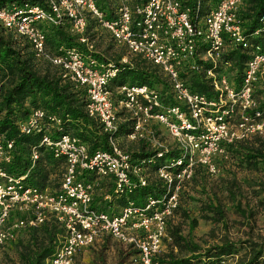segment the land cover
<instances>
[{
  "label": "built area",
  "instance_id": "obj_1",
  "mask_svg": "<svg viewBox=\"0 0 264 264\" xmlns=\"http://www.w3.org/2000/svg\"><path fill=\"white\" fill-rule=\"evenodd\" d=\"M195 1L193 12L182 0H117L111 16L97 0H45L44 6L0 9V25L30 44L39 69L49 65L74 89L86 91V113L108 136L109 144V150L91 152L64 130L58 116L34 109L18 125L21 135H41L39 145L30 149V170L41 159V148L62 163L59 188L40 189L27 184V175L7 171L16 146L5 133L0 134L2 249L15 243L22 232L55 222L62 236L47 264H74L78 253L107 237L137 252L132 264H161L168 221L178 211L183 191L197 171L217 174L215 157L224 154L228 145L264 134V111L254 98L264 74V47L251 44L244 33L239 18L242 0ZM205 6L206 12L201 13ZM89 19L97 23L93 31L88 30ZM261 21L264 26V16ZM66 23L77 45L53 53L44 26ZM104 35L126 52L120 64L132 65V59H141L158 70L168 91L163 94L161 88L131 84L111 91L119 68L98 55L96 40ZM238 49L250 56L239 87L227 73L231 63L224 62L227 53ZM204 63L212 68L205 69ZM194 73L204 74L216 98L189 87L183 75L188 78ZM128 120L133 132L125 136L126 141L154 152L150 160L134 161L116 137L121 123ZM161 128L172 144L160 140ZM173 151L178 156L151 170L155 159ZM154 181L163 184L164 194L137 205L132 196ZM110 183L114 190L104 196L106 204L97 203V192ZM122 199L125 203L118 211L107 207Z\"/></svg>",
  "mask_w": 264,
  "mask_h": 264
},
{
  "label": "trees",
  "instance_id": "obj_2",
  "mask_svg": "<svg viewBox=\"0 0 264 264\" xmlns=\"http://www.w3.org/2000/svg\"><path fill=\"white\" fill-rule=\"evenodd\" d=\"M182 2L185 6L192 8L193 12L196 11L195 0H182ZM97 4L101 10L111 16L117 0H97ZM12 5L44 6L45 0H0V9ZM206 9L207 6L201 10V13L206 12ZM263 16L264 0H242L239 18L246 37L254 46L261 45L264 47V26L261 21ZM96 28L95 20L89 19L88 30L93 31ZM44 29L47 34L48 47L53 53H58L60 47L77 45L75 37L70 35L68 31V23L60 27L44 26ZM256 32H260V34L256 35ZM96 34L93 33L92 36L96 37ZM249 59L250 56L247 51L242 49L231 50L224 57V62L231 63V67L237 69L235 81L238 87L241 85L242 73ZM120 61L121 56L115 60L119 73L110 83L109 89L111 91L114 92L126 84L161 88L163 94L168 91L166 82L157 69L146 65L139 58L132 59V65H122ZM203 66L205 69L212 68L210 63H204ZM183 77L188 80L187 83L194 92L216 98V94L212 91L203 73H194L188 78L185 75ZM261 94L263 99L259 102L258 109L264 111V90ZM86 104L87 94L85 90L74 89L70 83L63 81L57 69L49 65H44L42 69H39L35 63L30 44L25 39L6 31L0 25V134L5 133L9 139L15 141L16 146L14 160L12 164L6 167L9 173L17 176L27 175V184L46 189L49 187L52 171L62 166L60 161L55 160L50 153L41 148V159L30 170L32 165L30 149L39 145L41 135H21L18 125L37 108L58 116L64 130L77 136L91 152L109 150L108 136L102 133L98 123L88 117ZM132 132L133 123L129 120L119 127L116 137H125ZM254 138V142L251 140L238 142L228 145L227 149L242 157V162L246 165L257 167L264 162V141L258 135ZM154 154V152L147 151L145 145L142 144L137 152L132 153V157L134 161L150 160ZM176 156H178V152L173 151L164 158L155 159L151 170H157L167 160ZM107 185L109 187L108 194H112L113 184ZM261 188V193L264 194V186ZM164 190L161 182L154 181L133 195L132 199L136 201L137 205L144 206L148 197L159 198L164 194ZM117 202L124 204L125 200L122 199ZM214 211L217 222L224 220L225 214L218 205L215 206ZM197 226L198 221L193 220L191 231ZM167 232L169 239L172 240L173 250L166 255H161V264H223L225 259L235 256L240 251L237 244L226 239L220 245L202 251L190 237L183 236L179 228L171 229V231L167 228ZM28 234V240L22 241L20 239L16 243L15 247H19L17 251L18 261L12 264H47L59 245L62 236L61 229L55 222H49L39 228L30 229ZM174 249H177L179 254L187 252L189 255L175 254ZM136 253V251H132L130 256ZM263 261L264 243L258 248L252 247L249 257L242 259L238 264H264ZM125 263L122 260L118 264Z\"/></svg>",
  "mask_w": 264,
  "mask_h": 264
},
{
  "label": "rangeland",
  "instance_id": "obj_3",
  "mask_svg": "<svg viewBox=\"0 0 264 264\" xmlns=\"http://www.w3.org/2000/svg\"><path fill=\"white\" fill-rule=\"evenodd\" d=\"M96 50L99 57L105 61L115 63L119 56L126 54L115 47L107 36L96 40ZM227 73L232 74V79L237 76V69L229 67ZM264 78L261 76L256 85L254 98L259 105L262 101ZM114 100L119 101L115 95ZM123 113L119 116L124 117ZM239 116H237L238 118ZM160 140L172 144L165 129H159ZM264 141V134L258 135ZM252 142L255 138L250 139ZM120 141V139H119ZM123 147L128 151L135 150L133 143L124 140ZM127 147V148H126ZM236 152L232 153L227 148L224 154L215 157L218 168L217 174H210L204 169H199L194 179L188 183L183 191L180 207L174 217L168 221V229L179 228L181 234L190 237L199 245L202 251L220 245L224 239L238 245L240 251L233 257L225 259L223 264H238L242 259L248 258L252 247H259L264 243V162L257 167H251L242 162ZM62 169H54L50 176L49 188L57 190L60 185ZM106 185V186H105ZM97 192L96 202L105 205L104 196L108 194L109 187L105 184ZM116 211L122 206L120 202L107 203ZM218 205L224 212V220L217 222L214 208ZM18 217H23L19 214ZM198 221V226L191 231V222ZM29 238L28 231L22 232L19 239L10 246L0 250V264H12L18 261L16 243L21 239ZM18 247V248H17ZM173 250L172 240L166 238L163 243V253L168 254ZM131 246L122 241L107 237L95 243L92 247L77 254L74 264H118L124 260L125 264H132ZM175 254H179L174 249ZM179 255L188 256L182 252ZM264 262V261H263Z\"/></svg>",
  "mask_w": 264,
  "mask_h": 264
},
{
  "label": "crops",
  "instance_id": "obj_4",
  "mask_svg": "<svg viewBox=\"0 0 264 264\" xmlns=\"http://www.w3.org/2000/svg\"><path fill=\"white\" fill-rule=\"evenodd\" d=\"M128 121H129V120H128ZM126 122H127V121H126ZM126 122H122L121 125H122V124H125ZM119 138H120V141H119V142H120L121 146L123 147L124 140H126V139H125L124 136L119 137ZM140 145H142V144H140ZM140 145H139V143H134V146H135L136 148H135V150H132V152H131V151H130V152H131V153H134L135 151L137 152V150H138V148H139ZM123 148H124V147H123ZM126 148H127V147H126ZM124 149H125V148H124ZM126 150H128V148H127Z\"/></svg>",
  "mask_w": 264,
  "mask_h": 264
}]
</instances>
